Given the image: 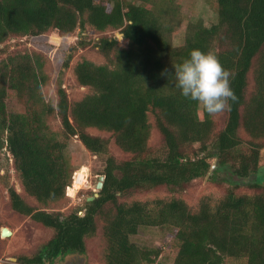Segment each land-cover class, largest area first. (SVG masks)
Returning a JSON list of instances; mask_svg holds the SVG:
<instances>
[{
	"label": "trees",
	"instance_id": "16d2710c",
	"mask_svg": "<svg viewBox=\"0 0 264 264\" xmlns=\"http://www.w3.org/2000/svg\"><path fill=\"white\" fill-rule=\"evenodd\" d=\"M110 2L0 0V52L6 53L0 61V151L6 147L12 154L24 190L22 194L10 186V204L54 231L35 254L19 260L54 264L58 257L84 254L103 218L106 264L153 262L160 248L131 240L147 226L175 230L179 249L173 264H225L227 259L264 264V177L258 173L264 147V0H215L217 20L209 26L190 23L180 46L172 42L178 0ZM87 25L99 32L118 30L127 44L102 35L95 46L109 61L82 58L73 67L77 82L90 91L70 101L59 82L54 105L43 94L49 77L45 54L10 52L6 42L50 31L71 35ZM85 44L79 40L70 46L63 70ZM193 49L214 51L230 72L236 98L218 132L216 114L182 96L176 86L175 67ZM10 90L24 105L23 112L8 109ZM150 112L162 135L157 147L149 144ZM54 115L61 122L58 130L50 122ZM94 129L110 136L92 133ZM75 136L91 153L104 157L103 186L83 208L50 211V205L67 198V187L71 191L75 168L67 146ZM111 139L131 156L117 159L110 151ZM195 143L199 148L191 150ZM215 158L218 166L210 179L226 183L227 192L218 200L202 198L196 210L181 198H125L161 186L181 190L207 175Z\"/></svg>",
	"mask_w": 264,
	"mask_h": 264
},
{
	"label": "rangeland",
	"instance_id": "374dc122",
	"mask_svg": "<svg viewBox=\"0 0 264 264\" xmlns=\"http://www.w3.org/2000/svg\"><path fill=\"white\" fill-rule=\"evenodd\" d=\"M107 1H111L110 3L112 4V0H105L106 3ZM216 20L217 8L215 0H178V19H176L177 24L172 33L174 46L183 44L186 29L190 23L200 21L209 26ZM117 33H119L118 30L99 32L92 26L87 25L84 31L77 29L71 35H60L57 31H50L40 36L12 37L6 43L9 45L8 50L10 52L34 49L45 54L46 59H48L47 70L49 77L47 83L43 86V94L46 100L51 101L55 105L58 100L57 89L59 82L65 87L70 101L80 99L85 93L90 91L89 88L81 86L77 82L73 67L82 58H87L97 63L108 62L109 59L98 50L95 43L102 35H114L123 45H126V41L122 37H118ZM79 40L85 41V46L77 48L69 68L63 70V61L70 50V46ZM3 47L4 43H0V48ZM5 55L6 53L0 52V61ZM252 88L253 82L251 81L249 91ZM7 107L14 112H23L25 110L24 105L18 100L13 90H10L7 97ZM149 120L152 125L149 144L152 147H157L162 141V135L155 125V118L151 112ZM226 121V111L215 115L217 132L224 128ZM50 122L55 130L60 129L61 122L57 115H54ZM90 131L105 137L110 136L108 132L96 129ZM241 133L244 139L248 138L244 131ZM199 145V143L193 144L191 150L198 149ZM110 151L119 160L127 159L131 156L130 153L119 148L113 139H111ZM67 155L75 168L69 186L74 185V176L81 168L86 169L84 172L86 174L85 182L81 184V187L80 184L77 185L75 194L70 191L71 195H69L67 187V198L60 203L50 205L48 207L50 211L69 213L73 209L83 208L86 199L93 197L99 192L97 183L99 176L103 175L102 172L105 167L104 157L91 153L76 136L69 140ZM215 160L217 159L215 158ZM258 173L264 177V147L261 149ZM210 175L208 176L207 174L194 179L181 190L171 191L168 187L161 186L143 192H136L132 196L125 198L129 200L135 198L141 200L181 198L193 210H196L199 208L202 198L209 197L218 200L227 192L228 185L212 181ZM10 186H15L19 192L24 193L20 179L14 169L12 154L4 147L0 151V232L3 227H8L12 230V235L2 237L0 234V264H29L21 262L19 257L35 254L52 237L54 231L35 222L30 216L18 213L12 208L8 192ZM242 190L246 193L254 192V189L245 188ZM260 190L262 191V189ZM29 200L32 204H37L34 198H29ZM83 212L84 209L80 211V214H83ZM98 223L97 233L87 239L86 253H70L66 256L58 257L54 264H106L104 259L105 239L102 229L105 220L100 218ZM131 240L140 246L150 249L160 248L157 258L151 263L144 264H173L179 249L175 230L167 226L141 227L137 234L131 236ZM237 263L233 259H227L225 264Z\"/></svg>",
	"mask_w": 264,
	"mask_h": 264
},
{
	"label": "clouds",
	"instance_id": "9594fccd",
	"mask_svg": "<svg viewBox=\"0 0 264 264\" xmlns=\"http://www.w3.org/2000/svg\"><path fill=\"white\" fill-rule=\"evenodd\" d=\"M174 71L182 96L196 101L210 115L230 110V101L236 98L230 72L214 51L193 49Z\"/></svg>",
	"mask_w": 264,
	"mask_h": 264
},
{
	"label": "water",
	"instance_id": "95a60500",
	"mask_svg": "<svg viewBox=\"0 0 264 264\" xmlns=\"http://www.w3.org/2000/svg\"><path fill=\"white\" fill-rule=\"evenodd\" d=\"M118 34V37H122V34L121 33H117ZM217 166V160L214 161L213 165L211 166L210 170H209V173H208V176L212 173V171L216 168ZM104 178L105 176L104 175H100L99 176V181L97 183V189L100 190L103 186V181H104ZM95 196H98V193L96 195H94L93 197H90L89 199H93ZM12 235V230L8 227H3L1 229V236L2 237H8Z\"/></svg>",
	"mask_w": 264,
	"mask_h": 264
},
{
	"label": "bare ground",
	"instance_id": "6f19581e",
	"mask_svg": "<svg viewBox=\"0 0 264 264\" xmlns=\"http://www.w3.org/2000/svg\"><path fill=\"white\" fill-rule=\"evenodd\" d=\"M86 171L85 168H81L80 170L77 171V174H76V180L74 182V187L72 186L71 188V193L72 194H75L76 193V187L77 185L81 184L82 183V177H83V180L85 182V178H86V174L84 173ZM87 181V179H86ZM69 193H70V189H69ZM71 195V194H70Z\"/></svg>",
	"mask_w": 264,
	"mask_h": 264
},
{
	"label": "built area",
	"instance_id": "2783aa9c",
	"mask_svg": "<svg viewBox=\"0 0 264 264\" xmlns=\"http://www.w3.org/2000/svg\"><path fill=\"white\" fill-rule=\"evenodd\" d=\"M75 180H76V177L74 176V182H75ZM84 183V180H83V177H82V183L81 184H83ZM81 184H80V187H81Z\"/></svg>",
	"mask_w": 264,
	"mask_h": 264
}]
</instances>
